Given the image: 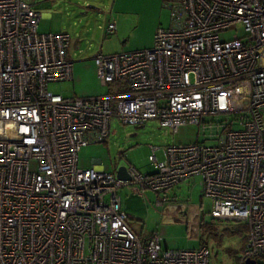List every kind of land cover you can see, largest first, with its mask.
Masks as SVG:
<instances>
[{
  "label": "built area",
  "instance_id": "2783aa9c",
  "mask_svg": "<svg viewBox=\"0 0 264 264\" xmlns=\"http://www.w3.org/2000/svg\"><path fill=\"white\" fill-rule=\"evenodd\" d=\"M163 4L170 23L150 46L93 56L113 91L68 96L47 88L72 79L68 32H40L31 3L0 0V264H209L206 244L171 248L155 229L134 232L118 194L151 189L160 205L157 193L196 175L211 218L247 228L236 264L264 258V0ZM236 24L241 35L221 37ZM112 116L173 132L201 125L218 141L167 143L162 159L152 145L151 170L126 166L129 178L79 165Z\"/></svg>",
  "mask_w": 264,
  "mask_h": 264
},
{
  "label": "rangeland",
  "instance_id": "374dc122",
  "mask_svg": "<svg viewBox=\"0 0 264 264\" xmlns=\"http://www.w3.org/2000/svg\"><path fill=\"white\" fill-rule=\"evenodd\" d=\"M81 3L82 0H38L37 8L41 12L38 31H65L70 36L67 56L73 62L72 79L49 82L47 88L55 93L71 91L74 96H89L114 90L113 84L101 82L93 58L100 51H119L117 44L120 41L117 39L115 42L114 33L107 31V24L114 20L109 8L104 10L93 2H88L84 7ZM152 20L153 16L150 17V22ZM159 20L160 25L164 27L170 23V9L164 4ZM234 32L241 35L242 26L236 24V29L232 26L230 30L221 32L220 35L226 38ZM215 134L214 130L209 129L203 132L202 126L196 124L181 125L173 132L170 128L161 126L156 119H149L142 125H133L122 123L112 116L105 141L92 142L81 147L79 165L89 166L93 157H99L103 169L107 171H114L118 165L123 164L146 172L151 170L148 155L151 153L152 145L159 147L167 143L202 140L204 137H208L207 143H215L218 141L212 138ZM156 155L159 159L163 158L161 147L156 150ZM30 168H36L35 160H31ZM200 179L201 176L196 175L189 181L182 182L178 189L173 187L157 194L162 197L167 192L166 195H172L175 200L186 203L197 201L201 210L199 219L203 218L205 222H210L212 221L209 214L210 199L201 193ZM118 194L121 198V206L128 214L129 226L139 231L138 234L144 233L140 234L144 238L155 229L161 235V242L162 238L167 240L166 247L177 248L198 244L201 235L211 251L209 264H236L247 231L242 221L214 219V233H209L208 230L201 233L199 225L190 232L186 223H159L157 227H148L145 223L149 219V210L154 205L164 206L166 199L163 204L156 205L154 204L156 193L153 190H146L144 194L139 195L128 186L121 187ZM162 226L166 229L163 230ZM162 245L165 246L163 242Z\"/></svg>",
  "mask_w": 264,
  "mask_h": 264
},
{
  "label": "crops",
  "instance_id": "0c3cea01",
  "mask_svg": "<svg viewBox=\"0 0 264 264\" xmlns=\"http://www.w3.org/2000/svg\"><path fill=\"white\" fill-rule=\"evenodd\" d=\"M163 1L164 0H82L81 5L86 7L85 5L88 2H93V4L101 6L104 10L109 8L112 19L116 25L115 31L113 32L115 42L117 39L120 41V43L117 44L120 51V49L129 50L147 47L153 43L154 31L156 27L160 25L159 16L163 7ZM29 3L38 9V0H33ZM151 16H153V20L150 22ZM62 93L68 96L72 95L71 91ZM91 165H95L97 168H103L99 157H93ZM183 182H186V180ZM181 183L175 186V188H180ZM166 194L168 193L166 192L164 196L166 199L165 205L162 207H156L154 205L153 208L149 210V219H147L145 224L148 227H157L159 223H186L191 232L192 228L200 224V203L194 200L186 203L182 200H175L172 195ZM150 211L152 212L150 213ZM162 228L163 230L166 229L163 226ZM162 242L165 246L168 245L167 240H163V238Z\"/></svg>",
  "mask_w": 264,
  "mask_h": 264
},
{
  "label": "water",
  "instance_id": "95a60500",
  "mask_svg": "<svg viewBox=\"0 0 264 264\" xmlns=\"http://www.w3.org/2000/svg\"><path fill=\"white\" fill-rule=\"evenodd\" d=\"M116 176L119 178H129L125 165L121 164L117 166ZM244 264H264V258H246Z\"/></svg>",
  "mask_w": 264,
  "mask_h": 264
},
{
  "label": "trees",
  "instance_id": "16d2710c",
  "mask_svg": "<svg viewBox=\"0 0 264 264\" xmlns=\"http://www.w3.org/2000/svg\"><path fill=\"white\" fill-rule=\"evenodd\" d=\"M142 221V220H141ZM214 219L212 218V221H210V222H205L204 221V219L203 218H201V220H200V224H199V228H200V232L202 233V231H207L208 230V232L209 233H214V231H215V226H214ZM133 230V229H132ZM134 232H136L137 234H138V232L137 231H135V230H133ZM237 231V230H236ZM140 234H144V233H140ZM149 235V234H148ZM199 243H201V244H205V241L203 240V237L200 235V239H199Z\"/></svg>",
  "mask_w": 264,
  "mask_h": 264
}]
</instances>
